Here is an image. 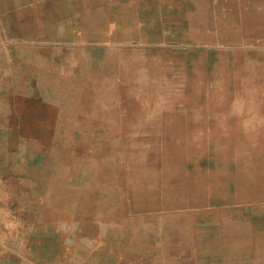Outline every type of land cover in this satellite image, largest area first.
I'll use <instances>...</instances> for the list:
<instances>
[{"label": "rangeland", "instance_id": "rangeland-1", "mask_svg": "<svg viewBox=\"0 0 264 264\" xmlns=\"http://www.w3.org/2000/svg\"><path fill=\"white\" fill-rule=\"evenodd\" d=\"M85 1L5 2L0 264H264V0L191 65Z\"/></svg>", "mask_w": 264, "mask_h": 264}, {"label": "crops", "instance_id": "crops-1", "mask_svg": "<svg viewBox=\"0 0 264 264\" xmlns=\"http://www.w3.org/2000/svg\"><path fill=\"white\" fill-rule=\"evenodd\" d=\"M16 5L13 9V30L20 25L21 19V0H12ZM37 1V0H35ZM85 0H65L66 3V19L69 23L73 19H69L71 14L68 7L76 6L75 9L77 23L79 19L84 17ZM107 1L109 8L108 15L110 23H116L118 16H135L139 17L138 21L144 25V29L150 28L152 33L150 38L143 36V45L146 51L165 52L166 49H173L175 53H179L182 57L181 63L188 65L194 64L197 54L205 48V38L211 37L213 32L229 31V27L233 26L238 15L243 14L236 7L232 6L228 0H222L224 3L216 4L217 0H209V7H204V0H104ZM5 2L0 0V103L1 109H5V89L13 84L15 78H11L13 71V63L7 67L10 73L6 72L7 59L18 48L20 41L19 35L12 37V45L6 47V23H5ZM16 2V3H15ZM101 0H97L95 6L100 8ZM73 8V7H72ZM73 16V15H72ZM19 30V29H18ZM20 31V30H19ZM124 38H128L124 37ZM110 40H116L111 37ZM68 41V40H65ZM53 42V39H52ZM58 46L59 44L53 43ZM7 48V49H6ZM11 49V50H10ZM172 51V50H171ZM173 52V51H172ZM11 81V82H10ZM14 85V84H13ZM0 126H4V114L0 115Z\"/></svg>", "mask_w": 264, "mask_h": 264}]
</instances>
